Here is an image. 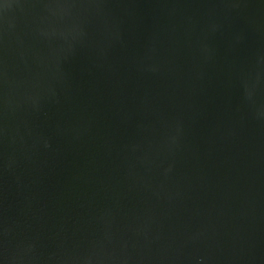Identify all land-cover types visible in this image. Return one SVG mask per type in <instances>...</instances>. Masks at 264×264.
Listing matches in <instances>:
<instances>
[{"label":"water","instance_id":"95a60500","mask_svg":"<svg viewBox=\"0 0 264 264\" xmlns=\"http://www.w3.org/2000/svg\"><path fill=\"white\" fill-rule=\"evenodd\" d=\"M0 264H264V0H0Z\"/></svg>","mask_w":264,"mask_h":264}]
</instances>
